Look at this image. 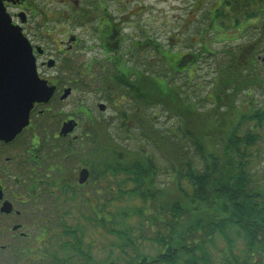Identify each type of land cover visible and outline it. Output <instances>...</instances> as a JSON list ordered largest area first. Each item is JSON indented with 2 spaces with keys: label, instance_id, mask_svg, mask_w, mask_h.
<instances>
[{
  "label": "trees",
  "instance_id": "obj_1",
  "mask_svg": "<svg viewBox=\"0 0 264 264\" xmlns=\"http://www.w3.org/2000/svg\"><path fill=\"white\" fill-rule=\"evenodd\" d=\"M196 1L198 9L202 4ZM214 4L206 11L202 31L259 33L222 51L200 102L193 100L190 87L196 66L211 54L209 43L201 41L200 50H194L195 63L186 64L184 72L180 69L189 54L163 48L157 51L162 72L102 81L103 92H126L132 99L130 112L119 111L128 135L89 120L80 143V167L89 168L88 186L93 187L87 196L95 214L89 219L107 230L108 208H101V215L94 210L98 196L101 191L121 192L116 199L134 204L125 216L149 222V239L157 252L141 249L128 231H117L133 253L123 249V256L103 259L96 256L94 241L80 224L67 223L55 237L60 239L57 250L47 253L42 264H264V181L254 171L258 145L264 143V101L242 96L254 90L264 95V0ZM150 60L151 69L155 63ZM181 73H187L189 81L174 83ZM155 108L157 114L151 112ZM164 113L176 124L159 126ZM167 174L168 181L162 179ZM85 187L80 185V191ZM232 233L245 241L241 253ZM218 239L226 244L218 255L220 263L213 260L211 249L218 248Z\"/></svg>",
  "mask_w": 264,
  "mask_h": 264
},
{
  "label": "flooded vegetation",
  "instance_id": "obj_2",
  "mask_svg": "<svg viewBox=\"0 0 264 264\" xmlns=\"http://www.w3.org/2000/svg\"><path fill=\"white\" fill-rule=\"evenodd\" d=\"M0 4L14 28L27 38L50 95L34 102L29 123L18 134L0 137V264H42L52 252L60 225L80 218V185L89 182L80 184L84 128L89 120L109 126L123 121L118 115H104L111 104L115 111L131 108L126 92L115 99L101 91L90 108L84 95L98 94L95 86H102V81L149 74L147 62L159 64L157 51L164 47L159 33L152 35L142 24L148 10L144 0L135 4L133 0H0ZM196 6L194 0L192 10ZM192 40L182 69L195 63L193 36ZM10 58L9 50L0 49V94L5 91V77L16 73L14 64L5 66Z\"/></svg>",
  "mask_w": 264,
  "mask_h": 264
},
{
  "label": "rangeland",
  "instance_id": "obj_3",
  "mask_svg": "<svg viewBox=\"0 0 264 264\" xmlns=\"http://www.w3.org/2000/svg\"><path fill=\"white\" fill-rule=\"evenodd\" d=\"M136 1L133 0L134 4ZM202 2L201 11L196 9L192 10V6L194 5V0H144V5L148 7L147 12L142 17V24L146 26L147 29L150 30L152 35H155L154 32L159 33V38L163 44H167L168 40L171 39V36L174 34L180 33V37L175 39V44H173L174 50L186 51L187 48L183 46L184 41H180L182 36L191 35L195 39V49L198 52L201 47V41H204V36L207 40L210 41L211 54L208 55L207 59L201 60V62L196 66V74L193 78V84L190 87V92L192 94L193 100H197L200 102V97L206 95L210 87V79L213 76L216 68V61L221 59L222 51L230 46L238 45L242 42H246L249 39L256 37L259 31L256 29H251L246 33H243L241 36L237 34H221L216 31H207L204 32L203 29L206 23V11L211 4L215 3V0H200ZM183 30V31H182ZM202 31V32H200ZM205 34H204V33ZM182 33V34H181ZM203 33V34H201ZM190 38L185 40H190ZM150 55V54H147ZM261 56H263L264 61V51L261 52ZM219 57V58H218ZM217 58V59H216ZM263 73H264V64L262 65ZM162 69V67H161ZM193 75V71L191 72ZM188 74L183 73L179 76H176L174 83H179L181 85L185 84L188 80ZM193 76H191L192 79ZM242 95L245 98H250L252 95L256 96V100L264 101V95L260 90H254L252 92L243 93ZM249 94V96H248ZM99 94H85L84 100L85 104H88L89 108L93 107L92 103L96 102L99 98ZM110 103V102H109ZM111 104V103H110ZM203 106V105H202ZM209 104L204 105V108H207ZM120 110H126L130 112L128 105L120 108ZM159 108L152 109L151 112L157 114ZM106 117H110V115H118L117 111L114 110L113 105H110L108 111L104 114ZM84 117L81 118L84 121ZM176 120L171 118L168 119L166 114H160L158 118V125L162 128L172 127ZM123 121L117 120L112 127V131L116 134L119 133L121 136H126V131L122 128ZM81 133V128H80ZM132 136H135L130 130ZM132 145L135 143L129 140ZM134 141L137 142L136 139ZM258 158L257 165L254 167V171H259V175L262 177L264 181V143L258 145ZM262 173V174H260ZM162 179L169 180V175H164ZM90 184V183H89ZM115 188L114 185H112ZM93 189L90 185L80 191V218L75 219L71 224L79 225L80 229L84 230V232L88 233L95 245V254L97 257L103 259H116L119 256H123V249L128 251L129 253H133V248L131 246H124V239L121 238L116 232L117 231H128L131 238L134 239V243L137 244L141 249L146 250L151 253H156L157 249L152 244L149 237L152 235L148 230V221L141 220L140 218H128L125 216V211H130L134 204L133 202H128L126 199L123 201L116 199L121 195V192L113 191L111 192L101 191L99 194V198L97 200V205L94 210L101 215L100 209L103 207L108 208L107 217L108 221L105 222V226L107 230H104L98 224V221H93L89 219L90 216H94L95 212L92 207L89 208L90 200L87 196L88 193ZM140 204V202H137ZM107 205V206H106ZM96 226V227H95ZM98 226V227H97ZM97 230L99 232H97ZM235 240L237 241V246L244 251L245 249V241L243 237H239L238 235L232 233ZM58 243H60V239L54 238L52 244V252L57 250ZM218 248L215 249L211 247L214 251L213 260L216 263H220L221 258L218 255H222V249L225 247L224 241L218 239Z\"/></svg>",
  "mask_w": 264,
  "mask_h": 264
},
{
  "label": "water",
  "instance_id": "obj_4",
  "mask_svg": "<svg viewBox=\"0 0 264 264\" xmlns=\"http://www.w3.org/2000/svg\"><path fill=\"white\" fill-rule=\"evenodd\" d=\"M3 48L11 53L5 66L14 64L16 72L5 77V91L0 94V137L11 139L28 124L33 103L46 101L50 95L38 77L27 39L20 30L13 28L9 15L4 7H0V49ZM26 80L29 84H25ZM89 176L87 168L81 169L80 184L85 183Z\"/></svg>",
  "mask_w": 264,
  "mask_h": 264
}]
</instances>
